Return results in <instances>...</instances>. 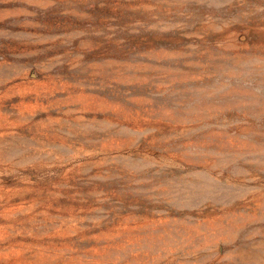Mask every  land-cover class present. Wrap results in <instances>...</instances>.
<instances>
[{
    "label": "rangeland",
    "instance_id": "374dc122",
    "mask_svg": "<svg viewBox=\"0 0 264 264\" xmlns=\"http://www.w3.org/2000/svg\"><path fill=\"white\" fill-rule=\"evenodd\" d=\"M0 264H264V0H0Z\"/></svg>",
    "mask_w": 264,
    "mask_h": 264
}]
</instances>
